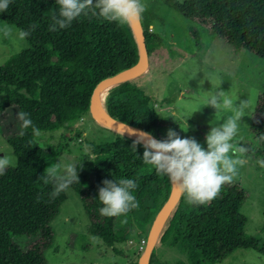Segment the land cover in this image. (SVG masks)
<instances>
[{
    "label": "trees",
    "instance_id": "16d2710c",
    "mask_svg": "<svg viewBox=\"0 0 264 264\" xmlns=\"http://www.w3.org/2000/svg\"><path fill=\"white\" fill-rule=\"evenodd\" d=\"M155 1L234 51L264 60V0ZM86 11L87 15L82 13L70 26H57L56 31L49 28L52 17L58 16L56 0H10L7 10L0 11V20L29 32L24 37L27 48L0 66V130L17 159L16 166L0 175V264H46L45 251L54 240L52 222L67 190L74 191L82 204L88 233L113 248L129 236L125 218L143 211L149 219L169 196L168 177L143 162V145L135 150L131 147L135 139L118 133L102 142L87 141L88 152L76 164L79 181L52 196L54 179L44 174L49 150L32 127L20 134L19 111L29 114L39 132L66 128L89 114L91 94L101 80L137 62L138 46L129 22H110L92 14L98 10ZM190 31L195 35L197 28ZM144 35L150 55L162 39L146 30ZM140 77L113 87L105 101L106 110L163 141L167 136L162 130L172 126L174 119L153 108L151 98L137 85ZM200 129L203 137L210 131ZM248 131L233 139L234 148L244 149L236 154L264 165V93L256 101ZM120 178L136 182L132 194L139 207L120 216H102L99 189L104 180ZM249 197L240 183L232 182L204 204H190L182 193L158 243L179 248L188 264H216L237 249H253L264 256V244L244 230L246 218L240 209ZM19 238L24 239L23 245ZM129 264H138V260ZM149 264L167 263L157 258L155 248Z\"/></svg>",
    "mask_w": 264,
    "mask_h": 264
},
{
    "label": "rangeland",
    "instance_id": "374dc122",
    "mask_svg": "<svg viewBox=\"0 0 264 264\" xmlns=\"http://www.w3.org/2000/svg\"><path fill=\"white\" fill-rule=\"evenodd\" d=\"M174 1L182 3L184 0ZM142 3L144 30L158 35L162 42L150 53L147 69L137 85L151 98L153 108L160 115L173 117L174 124L164 128L163 134L167 136L171 129L181 138H193L206 148L204 131L200 127L211 130L233 114L229 109L216 110L206 105L214 92L222 90L234 107L247 102L234 138L248 135L256 101L264 93V60L246 51H234L205 29L155 0H142ZM193 27L197 28L195 35L190 31ZM19 32L15 26L0 20V66L27 48ZM112 133L117 134L95 121L91 114L66 128L40 131L39 137L51 154L47 157L46 168L60 163L57 175H62L64 165L76 166L79 156L88 152L87 141L102 142ZM4 154L13 156L16 166L17 159L0 130V158ZM236 157L242 164L232 183H240L250 194L240 209L246 218L244 230L264 244V165L240 154ZM65 196L52 222L54 240L52 247L45 251L46 264H129L139 259L157 212L149 219L144 218L143 211L124 219L130 232L125 242L114 245L122 251L118 253L88 233V219L77 194L67 190ZM18 240L23 245L24 239ZM156 256L167 264H188L186 254L168 244L158 243ZM216 264H264V256L253 249H237Z\"/></svg>",
    "mask_w": 264,
    "mask_h": 264
},
{
    "label": "clouds",
    "instance_id": "9594fccd",
    "mask_svg": "<svg viewBox=\"0 0 264 264\" xmlns=\"http://www.w3.org/2000/svg\"><path fill=\"white\" fill-rule=\"evenodd\" d=\"M10 0H0V11L7 10ZM59 6L58 16L52 17L53 24L50 31H56L71 25L72 21L87 15L89 9H95L93 15L102 17L110 22L126 24L129 21L139 20L144 12L142 0H56ZM8 29L5 28V32ZM29 32L21 30L19 36L27 37ZM247 102H241L239 107L233 105V101L225 95V91L214 92L207 100L216 110L221 107L233 112L227 116L223 123L212 126L206 134L204 148L193 138H181L175 131L169 129L167 138L163 141L155 139L148 132L134 133L137 139L132 146L144 147L143 162L152 165L157 174L168 177L170 183L185 194L190 204H204L215 199L223 185L231 183L238 174V166L242 161L236 157L237 152H243V148L236 149L232 143L238 134L239 121L244 116L243 108ZM23 135L25 129L32 127L33 133L39 135V129L33 125L29 114L19 111L16 116ZM14 157L4 154L0 158V175L5 170L15 166ZM60 163H54L46 168V177L54 179V191L52 196L58 195L67 189L73 182L79 181L77 168L73 164L63 166V174L57 175ZM103 187L99 189L98 199L103 205L99 209L100 214L106 217L120 216L139 207V202L132 194L136 188V182L130 178L119 180H104Z\"/></svg>",
    "mask_w": 264,
    "mask_h": 264
},
{
    "label": "water",
    "instance_id": "95a60500",
    "mask_svg": "<svg viewBox=\"0 0 264 264\" xmlns=\"http://www.w3.org/2000/svg\"><path fill=\"white\" fill-rule=\"evenodd\" d=\"M129 24L137 42L138 55H139L138 60L134 65L101 80L96 85L90 97L89 114H91V116L94 118L95 121L97 122L99 121L103 123L106 127L107 126L118 127L130 131L132 133L148 132L142 128L133 126L131 124L125 123L121 120L112 117L107 112V110H105V112H101L97 109V103L100 100V96L103 90L107 86L109 85L117 86L123 82L136 79L142 76V74L147 69L149 53L146 47L144 28L141 22V18L139 20L133 19L132 23L129 21ZM151 135L155 139L161 141L153 134ZM181 195L182 192L176 186L171 184L169 196L166 199V201L163 203V205L161 206V208L159 209L153 220L149 234L147 236V241L143 253L140 255L138 259V264H149L150 256L153 250L156 248L159 238L165 229L166 223L169 220L170 216L172 215Z\"/></svg>",
    "mask_w": 264,
    "mask_h": 264
},
{
    "label": "bare ground",
    "instance_id": "6f19581e",
    "mask_svg": "<svg viewBox=\"0 0 264 264\" xmlns=\"http://www.w3.org/2000/svg\"><path fill=\"white\" fill-rule=\"evenodd\" d=\"M132 23V20L130 21ZM115 85H109L107 86L101 96H100V100L98 101L97 103V109L101 112H105L106 110V105H105V101H106V98H107V95L109 93V91L114 87ZM99 122V121H98ZM101 125L105 126L103 123L99 122ZM108 128H110L112 131L120 134V135H123L125 137H128V138H133V139H137V136L130 132V131H127V130H124V129H121V128H118V127H111V126H107Z\"/></svg>",
    "mask_w": 264,
    "mask_h": 264
}]
</instances>
